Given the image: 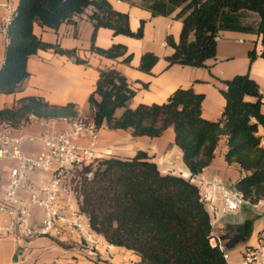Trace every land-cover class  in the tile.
<instances>
[{"label": "trees", "instance_id": "16d2710c", "mask_svg": "<svg viewBox=\"0 0 264 264\" xmlns=\"http://www.w3.org/2000/svg\"><path fill=\"white\" fill-rule=\"evenodd\" d=\"M124 1L155 16H168L179 10L176 19L183 25L179 40L167 37V44L173 49V54L166 57L169 67L208 69L207 62L216 59L219 33L240 29L229 18L243 11L258 15L256 32L262 37L263 50L260 55L252 50L250 61L264 58V0ZM89 10L88 20L93 25L91 52L109 60L122 58L129 65L133 54L120 44L108 49L97 47V32L109 29L114 35L142 39L144 23L132 31L129 15L114 10L109 0H18L0 68V95L19 91L30 76L29 59L41 50L53 49L77 63H86L76 56L75 50L44 42L34 28L38 25L57 31L63 24H76V18ZM158 61L155 54L145 53L138 70L151 74ZM222 83L225 87L220 92L226 106L221 119L210 122L202 116L204 95L191 88L177 89L164 104H140L131 109L129 103L135 91L127 78L114 69L100 70L96 88L88 99L91 120L98 128L130 130L134 137L159 138L173 127L175 145L182 151L183 163L191 175L211 165L220 138L225 136L226 163L249 172L233 187L252 202L264 201V148L257 135L259 128H264L263 95L249 73ZM118 109H124L119 118L115 117ZM30 116L45 120L78 118V112L74 104L51 105L29 96L19 99L12 108L0 109V124L18 127ZM81 197V211L89 216L92 229L110 245L134 252L140 259L138 264H228L223 251L212 243L211 216L198 188L182 174L163 175L144 151L126 160H100L92 178L84 180Z\"/></svg>", "mask_w": 264, "mask_h": 264}, {"label": "crops", "instance_id": "0c3cea01", "mask_svg": "<svg viewBox=\"0 0 264 264\" xmlns=\"http://www.w3.org/2000/svg\"><path fill=\"white\" fill-rule=\"evenodd\" d=\"M109 2L117 12L129 15L132 31L136 32L141 23H144L142 39L114 35L109 29H100L97 32L95 39L97 47L108 49L113 44H120L127 48L128 53L133 54L129 65L123 63L122 58L109 60L91 52L93 25L88 20L90 10L78 16L76 24H63L57 31L35 25V34L44 42L57 45L64 50H75L76 56L86 63H77L74 58L61 55L53 49L39 51L27 63L30 76L21 84L19 91L12 95H0V109L12 108L19 99L35 96L51 105L74 104L78 118L91 120L92 110L88 99L96 88L99 71L113 69L123 74L135 91V96L129 103L131 109H135L140 104H164L177 89L191 88L195 93L204 95L203 118L210 122H217L221 119L226 106V100L220 92V89L225 87L222 81L247 73L259 85L264 101V58L259 56L251 63L249 56L252 50H255L257 55H260L263 50L262 37L256 32L259 24L256 13L243 11L229 18L240 29L219 33L216 59L207 62L208 69L181 65L169 67L166 57L173 54V49L167 44V37H173L175 41L179 40L183 26L181 20L176 19L179 10L168 16H155L151 11L132 5L128 1L109 0ZM6 45L4 38L0 35V68L4 63ZM148 52L159 57L151 74L138 70L141 57ZM248 100L253 101L250 98ZM123 112L124 109H118L115 117L119 118ZM40 130L41 127L33 122L28 131L38 133ZM257 135L264 137V128L260 127ZM118 148H126L127 151H124L123 155H130L128 157H133L138 151L146 152L158 165L163 175L190 174L183 163L182 151L175 145L173 127H169L159 138L134 137L130 130L111 131L102 127L100 130L102 156L107 157L113 153L123 152L117 151ZM227 151V141L221 137L214 160L202 172L224 184L233 186L249 172L240 170L237 165H228L225 160ZM176 157L178 161L174 160ZM116 158L124 159L119 156ZM4 183L6 185L7 177H4ZM4 192H1L0 188V199ZM263 228L262 217L250 209H243L234 214L217 215L213 233L220 236L223 244L226 245L230 264H239L243 251L247 247L256 245L258 234ZM40 240L48 242L47 247L56 251L49 261L44 258L46 253L42 249L44 246ZM26 242L36 255L32 264H38L39 261L41 264H59L64 257L63 245L56 241L40 238ZM19 245L24 246V244ZM19 245L13 239L0 240V264H10L12 255ZM66 245L75 246L72 248L74 250L72 254L80 255L85 259V262H79L80 264H138L140 260L134 252L110 244L107 246L105 259L99 258L78 244ZM43 258L44 263L41 261ZM70 261L73 262V259ZM26 262L22 260V264Z\"/></svg>", "mask_w": 264, "mask_h": 264}, {"label": "built area", "instance_id": "2783aa9c", "mask_svg": "<svg viewBox=\"0 0 264 264\" xmlns=\"http://www.w3.org/2000/svg\"><path fill=\"white\" fill-rule=\"evenodd\" d=\"M17 5L18 0H0V35L6 44ZM33 122L41 127L40 132L28 131ZM100 130L92 120L82 118L45 120L30 116L18 127L0 124V167L8 170L0 199V240L74 242L101 259L107 257L109 243L92 229L89 216L80 208L82 184L92 178L103 158ZM260 145L264 148V137H260ZM182 175L198 188L213 229L217 215L243 209L264 219L263 200L252 202L233 186L203 172ZM213 236V244L230 264L223 241ZM239 264H264V228L256 245L245 248Z\"/></svg>", "mask_w": 264, "mask_h": 264}, {"label": "rangeland", "instance_id": "374dc122", "mask_svg": "<svg viewBox=\"0 0 264 264\" xmlns=\"http://www.w3.org/2000/svg\"><path fill=\"white\" fill-rule=\"evenodd\" d=\"M117 151H123V152H119V153H113L112 155H108L107 157H103L102 159H106V158H109V157H123L124 159L123 160H126V159H130L132 157H128L130 155H123L124 154V151H127L126 148H118L116 149ZM101 159V160H102ZM118 159V158H117ZM175 161H178L177 157L176 159H174ZM2 166V165H1ZM0 188H1V192L2 191H5L6 189V185L4 183V177H7L8 176V170L7 169H2L0 167ZM42 239H46V238H42ZM27 240H21V241H16L17 244H24V246H20L19 247H16L15 251H14V254L12 255V258L10 260V264H22V260H25L27 261L25 264H32L34 262V260L36 259V255H35V252L34 250H32L31 248H29L27 245H26V242ZM42 246V249L45 251L46 253V256L44 258H46L48 261L55 255L54 253H56V251H54L53 249L47 247L49 245L48 242H46L45 240H40ZM212 243H214V240H212ZM58 244L60 245H63V255L64 257L62 258V261L59 262V264H80L79 262H85V259L83 257H81L80 255H77V254H72L74 252V250L72 249L73 247L75 246H68L65 244H68L66 242H58ZM72 245H75L74 242L71 243ZM46 245V246H45ZM225 248H226V245H224ZM44 258L41 260L43 263L45 262ZM70 259H73V262H69ZM38 264H41L40 261ZM130 264V263H128ZM135 264V263H134Z\"/></svg>", "mask_w": 264, "mask_h": 264}]
</instances>
